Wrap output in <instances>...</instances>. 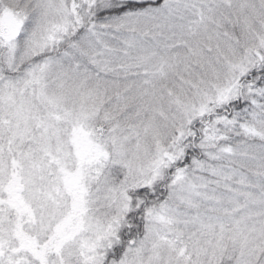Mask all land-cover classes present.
<instances>
[{"label":"snow or ice","instance_id":"obj_1","mask_svg":"<svg viewBox=\"0 0 264 264\" xmlns=\"http://www.w3.org/2000/svg\"><path fill=\"white\" fill-rule=\"evenodd\" d=\"M0 264H264V0H0Z\"/></svg>","mask_w":264,"mask_h":264}]
</instances>
